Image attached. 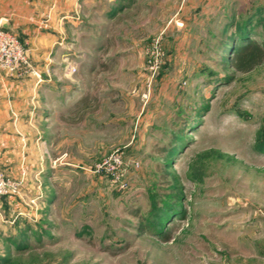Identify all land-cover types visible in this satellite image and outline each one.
I'll use <instances>...</instances> for the list:
<instances>
[{
	"label": "rangeland",
	"instance_id": "374dc122",
	"mask_svg": "<svg viewBox=\"0 0 264 264\" xmlns=\"http://www.w3.org/2000/svg\"><path fill=\"white\" fill-rule=\"evenodd\" d=\"M226 2L227 18L196 21L184 41L175 40L183 25L172 20L145 27L130 11L108 23L106 0L99 19L84 12L83 53L70 49L58 64L59 74L64 65L76 72L52 76L54 87L42 97L43 115L52 117L48 185L28 189L24 171L15 178L0 170L22 178L13 214L27 220L14 236L20 247L0 249V258L264 264V63L238 73L222 51L224 37L238 34L249 16L248 39L264 45V0ZM76 83L78 107L75 87L60 85ZM116 150L125 190L93 173Z\"/></svg>",
	"mask_w": 264,
	"mask_h": 264
},
{
	"label": "crops",
	"instance_id": "0c3cea01",
	"mask_svg": "<svg viewBox=\"0 0 264 264\" xmlns=\"http://www.w3.org/2000/svg\"><path fill=\"white\" fill-rule=\"evenodd\" d=\"M226 4V0H106L104 11L108 23L126 20L130 11H133L131 16L139 18V24L145 27L166 26L172 20L179 26L183 25L182 30L178 29L180 33L175 40L184 41L193 35L192 27L197 25L196 21L205 25L213 19L220 23L222 18H227ZM100 10L101 0H0V23L4 21V29L21 40L33 66L41 74V82L32 76L23 79L0 77V170L15 178L24 171V186L28 189L45 188L49 179L47 159L53 149L52 117L43 115L46 102L42 97L45 91L54 87L52 76L61 74L68 78L73 75L66 65L61 66L59 74L58 64L70 49L83 53L84 44L89 39L82 32L81 18L85 11H90L92 18L97 20ZM90 41L95 50L94 39ZM78 84H60L65 92L75 87L72 91L76 95L75 107L81 106L79 100L82 97L77 98L81 91ZM66 101L61 102L67 105L69 102ZM76 113L69 115V121ZM93 114L94 111L91 112ZM12 198H0L1 250L4 247L8 250L15 248L14 236L24 234L21 224L26 219H21L24 213L17 211L13 214L19 204ZM6 239L8 243L5 246L3 241Z\"/></svg>",
	"mask_w": 264,
	"mask_h": 264
},
{
	"label": "built area",
	"instance_id": "2783aa9c",
	"mask_svg": "<svg viewBox=\"0 0 264 264\" xmlns=\"http://www.w3.org/2000/svg\"><path fill=\"white\" fill-rule=\"evenodd\" d=\"M70 74L76 72V67H70ZM32 76L41 82L40 72L33 66L28 50L16 35L0 27V77ZM93 173L105 175L111 184L120 190L127 188L125 180V162L119 150L113 151L94 167ZM23 175V174H22ZM22 178L13 180L0 171V198L17 195L21 189ZM24 215V214H23ZM28 219L31 214L25 215Z\"/></svg>",
	"mask_w": 264,
	"mask_h": 264
},
{
	"label": "trees",
	"instance_id": "16d2710c",
	"mask_svg": "<svg viewBox=\"0 0 264 264\" xmlns=\"http://www.w3.org/2000/svg\"><path fill=\"white\" fill-rule=\"evenodd\" d=\"M250 17L251 16L239 25L240 30L238 34H234L233 37H224L225 41L223 43L222 51L225 53V57H228L226 61L228 62L229 67L238 73H248L255 67L264 63V45L248 39L250 34L249 24L251 23L253 25L254 21V18ZM234 38L241 41L244 40V42L240 46H237L236 39ZM18 247L20 246L17 243L15 248L17 249ZM8 263L9 260L0 258V264Z\"/></svg>",
	"mask_w": 264,
	"mask_h": 264
},
{
	"label": "water",
	"instance_id": "95a60500",
	"mask_svg": "<svg viewBox=\"0 0 264 264\" xmlns=\"http://www.w3.org/2000/svg\"><path fill=\"white\" fill-rule=\"evenodd\" d=\"M4 26H5V22L2 21V22L0 23V27L4 28Z\"/></svg>",
	"mask_w": 264,
	"mask_h": 264
}]
</instances>
